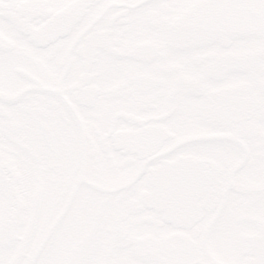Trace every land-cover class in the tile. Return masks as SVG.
Returning a JSON list of instances; mask_svg holds the SVG:
<instances>
[{"label":"snow or ice","instance_id":"1","mask_svg":"<svg viewBox=\"0 0 264 264\" xmlns=\"http://www.w3.org/2000/svg\"><path fill=\"white\" fill-rule=\"evenodd\" d=\"M0 264H264V0H0Z\"/></svg>","mask_w":264,"mask_h":264}]
</instances>
